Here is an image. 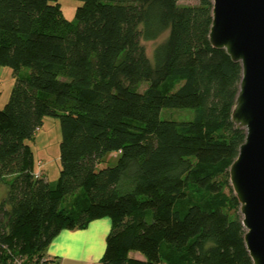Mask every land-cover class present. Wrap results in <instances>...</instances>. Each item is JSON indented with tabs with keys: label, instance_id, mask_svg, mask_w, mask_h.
Instances as JSON below:
<instances>
[{
	"label": "trees",
	"instance_id": "16d2710c",
	"mask_svg": "<svg viewBox=\"0 0 264 264\" xmlns=\"http://www.w3.org/2000/svg\"><path fill=\"white\" fill-rule=\"evenodd\" d=\"M58 1L0 0V65L16 78L0 109V264H40L63 230L106 217L101 264H254L229 173L243 68L211 44L213 1L80 0L73 21ZM166 33L151 60L142 41ZM46 117L62 132L53 182L28 144Z\"/></svg>",
	"mask_w": 264,
	"mask_h": 264
},
{
	"label": "water",
	"instance_id": "95a60500",
	"mask_svg": "<svg viewBox=\"0 0 264 264\" xmlns=\"http://www.w3.org/2000/svg\"><path fill=\"white\" fill-rule=\"evenodd\" d=\"M212 1L211 44L243 68L232 120L246 139L230 167V183L247 250L254 264H264V0Z\"/></svg>",
	"mask_w": 264,
	"mask_h": 264
},
{
	"label": "rangeland",
	"instance_id": "374dc122",
	"mask_svg": "<svg viewBox=\"0 0 264 264\" xmlns=\"http://www.w3.org/2000/svg\"><path fill=\"white\" fill-rule=\"evenodd\" d=\"M198 0H180L181 5H196ZM64 17L73 21L75 19L76 11L83 3L80 0H59ZM168 37V33L155 41H142L147 55L152 60L155 48ZM30 72L29 68H23L22 74L26 75ZM16 83V78L13 70L10 67L0 65V109H3L8 103L12 89ZM147 87L143 84L142 90ZM194 110L192 109H163L161 111V118L163 120L171 121H188L193 119ZM62 140L60 120L56 117H46L43 126L36 132L35 138L28 141L31 146L35 161V174L38 177H44L50 182L59 178L61 163H60V143ZM118 153L112 152L107 154L105 160L99 165L98 170L116 165L118 161ZM5 186L0 188V201L5 196ZM83 194L84 191H82ZM228 192V191H226ZM77 195L70 196L62 203L63 207H71ZM139 254V253H137ZM139 256L143 257L142 254ZM144 258V257H143Z\"/></svg>",
	"mask_w": 264,
	"mask_h": 264
},
{
	"label": "crops",
	"instance_id": "0c3cea01",
	"mask_svg": "<svg viewBox=\"0 0 264 264\" xmlns=\"http://www.w3.org/2000/svg\"><path fill=\"white\" fill-rule=\"evenodd\" d=\"M111 226V219L106 217L93 221L86 229L63 230L49 245L46 257L58 264H101ZM131 256L144 259L137 253Z\"/></svg>",
	"mask_w": 264,
	"mask_h": 264
},
{
	"label": "built area",
	"instance_id": "2783aa9c",
	"mask_svg": "<svg viewBox=\"0 0 264 264\" xmlns=\"http://www.w3.org/2000/svg\"><path fill=\"white\" fill-rule=\"evenodd\" d=\"M40 264H58L55 259H50V258H43L40 262Z\"/></svg>",
	"mask_w": 264,
	"mask_h": 264
}]
</instances>
